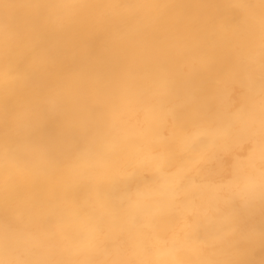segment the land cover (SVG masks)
Segmentation results:
<instances>
[{"label":"bare ground","instance_id":"6f19581e","mask_svg":"<svg viewBox=\"0 0 264 264\" xmlns=\"http://www.w3.org/2000/svg\"><path fill=\"white\" fill-rule=\"evenodd\" d=\"M0 264H264V0H0Z\"/></svg>","mask_w":264,"mask_h":264}]
</instances>
